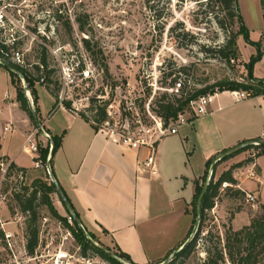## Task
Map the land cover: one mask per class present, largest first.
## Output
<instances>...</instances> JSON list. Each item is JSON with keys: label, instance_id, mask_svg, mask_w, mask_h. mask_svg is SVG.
<instances>
[{"label": "rangeland", "instance_id": "obj_1", "mask_svg": "<svg viewBox=\"0 0 264 264\" xmlns=\"http://www.w3.org/2000/svg\"><path fill=\"white\" fill-rule=\"evenodd\" d=\"M10 3H15L24 10L27 17L34 19L33 21L29 19L31 27L38 26L37 20H42L49 26L55 27L54 36L57 44H71L69 50L83 51L90 56L101 76L97 85L94 86L93 93L89 92L88 95L97 93L105 96L107 102L113 101L115 96H118L117 101H124L125 96H130L138 99L140 105H144L153 95V89L148 83L152 82L154 77H159L164 87H169L174 78L181 79L183 86L192 90L216 86L225 79L245 84V81L249 79L247 64L258 54L257 48L245 39L244 32H241L237 21L233 23L228 19L215 0H67L66 3L64 0H27L26 3L23 0H11ZM239 6L250 40L260 43L264 56L262 0H239ZM58 7L62 10H71V18L74 22L72 20L69 22L71 21L72 30L65 24L66 19L57 26L51 18L47 17L46 13H54ZM13 10L14 8L11 9L10 15ZM77 17L85 22L83 32L78 28ZM232 34H236L237 37L238 58L228 63L220 56L219 49L227 43ZM1 37L0 35V39ZM85 40L90 42L92 51L86 49ZM39 43L40 41L37 40L28 41L23 46L26 60L30 64L28 72L36 73L34 67L42 54ZM48 61L49 70L53 71L51 79L56 83L58 82V64L49 55ZM252 75L254 80H264L260 79V77L264 78V60L254 64ZM22 86L24 88L23 81ZM45 89L40 88L39 94L42 107L49 109L54 97ZM14 93L15 86L12 84L11 75L0 65V101L8 103V98H13ZM216 93H221L219 88L213 89L210 94ZM241 93L249 94L245 91ZM165 95L168 97L163 100ZM175 97L177 96L158 91L154 99L156 102L154 110H158L160 104L174 100ZM231 99V96L226 98L227 101ZM257 100L260 99L252 98L245 102H257ZM27 114L29 116L28 112ZM197 119L198 117H195L192 121ZM39 136L47 140L42 133ZM163 144L166 147L173 146V149L169 156L166 153L167 155L162 158L164 176L154 187L153 199L158 200L157 203L160 202L162 193L171 187L170 182H175L173 186L185 184L184 193L187 196L192 194L193 189L191 182L185 183L184 176H188L189 179L193 177L189 176V156L180 147L178 136H167ZM247 151L249 153L246 156H253L257 152L252 149ZM224 163L225 161H222L217 165L211 178L212 182L216 183L221 174L226 171ZM262 166L264 167V159ZM157 167L158 169L161 167L159 163ZM36 178L51 182L47 169L43 168L32 173L24 185L30 187ZM208 178L209 172L198 180L196 185L204 188ZM21 187L16 178L12 183L7 184L5 189L8 197L2 220L13 222L7 227L19 234L17 246L23 250V245L27 243L28 214H22L14 200V194L21 192ZM234 188L239 189L228 183L221 186L214 199L213 209L207 211L203 219L201 217L199 219L196 237L201 231L208 232L205 242L201 245L196 243L195 250L182 257L177 264H204L209 256L215 258L218 252H223L225 258L220 264H241L238 253L240 248L235 241L231 242L234 262L226 253L227 232L239 231L250 225L253 218L262 216L263 209L257 197H254V201H248L247 197L245 199L232 197L231 189ZM248 188H255L254 183H250ZM247 193L254 195L251 192ZM262 195L264 202V189ZM51 197L60 215L68 218L69 215L64 207H59L60 200L57 193H53ZM163 204L164 211H168L166 200ZM196 204L197 200L193 198L186 211L187 219L183 216L180 218L175 216L176 213L165 216L161 237L156 240L160 241L159 251L165 250L166 247L182 239L185 223L190 229L188 239L192 237L197 222ZM39 212L37 229L39 238H42L39 241L42 245L41 256L37 261L29 264H112L92 251H87L86 256L83 255L69 228L52 217L46 207H42ZM182 214H184L183 210ZM45 217L48 218V222L44 225ZM69 222L73 225L70 220ZM86 235L89 237L88 232ZM95 236L98 241L95 243L100 247L117 251L109 240L102 237L103 234ZM62 255L65 257L61 258ZM262 258H259L256 264H264Z\"/></svg>", "mask_w": 264, "mask_h": 264}, {"label": "crops", "instance_id": "obj_2", "mask_svg": "<svg viewBox=\"0 0 264 264\" xmlns=\"http://www.w3.org/2000/svg\"><path fill=\"white\" fill-rule=\"evenodd\" d=\"M36 88L41 122L46 133L50 137L63 136L62 145L53 156L51 169L79 214L83 227L88 233L97 236L103 234L102 237L128 254L137 264L163 262L188 240L190 229L185 223L180 241L160 251V241H156L161 237L165 216L176 213L175 216L187 219L186 211L193 201L196 183L205 176L206 164L210 159L243 142L264 140V97L237 100L231 92L218 93L209 106L208 113L194 122L193 118L189 119V123L182 126L176 135L181 143L180 147L189 156V176L192 175L193 178H184L186 184H193L192 194L187 196L184 193L185 184L173 186L175 182H170L171 187L162 193L160 202L157 203L158 200L153 199L154 187L164 176L162 158L172 153L173 146H164V139L159 143L157 166L159 163L161 167L158 169V176H152L141 169L147 155L146 150L124 148L116 138L98 131L88 120L67 109L56 108L52 111L55 98L51 108L44 109L39 89L45 87ZM28 94L29 103L34 106L30 91ZM229 96L232 99L227 101ZM252 98L260 100L245 102ZM8 100V103L0 101V158L22 169L20 172L29 179L32 173L40 169L34 168L36 155L23 151V145L29 135L36 133L37 126L17 101L16 88L14 97H9ZM7 127L8 130H5ZM35 141L39 144L40 156L41 147H47L49 142L39 134L35 135ZM248 153L249 151H244L226 160L224 170L227 171L248 157L253 158V162L234 171V178L240 190L254 193L264 205V155L246 156ZM250 183H254L255 188L249 189ZM165 200L168 211L163 209ZM59 203V207L63 206L68 213L61 200Z\"/></svg>", "mask_w": 264, "mask_h": 264}, {"label": "built area", "instance_id": "obj_3", "mask_svg": "<svg viewBox=\"0 0 264 264\" xmlns=\"http://www.w3.org/2000/svg\"><path fill=\"white\" fill-rule=\"evenodd\" d=\"M10 2L11 0H0V31L2 36L0 44L9 49L8 51H1L0 64L3 62L13 63L28 71L30 64L26 60L23 46L28 41H40L39 46L46 49L47 54L58 64L59 92L56 108L67 109L79 117L84 116L98 131L116 138L118 144L124 148L146 150L147 155L141 164V169L149 172L152 176H158L157 150L159 143L169 135H177L181 127L189 123V119L206 115L209 106L214 102L218 93L192 99L189 102L190 114H180L176 119H171L168 124L162 116L155 112L154 103L156 102L154 99L158 91H164L180 98L183 91L181 79L172 86L164 87L159 81V77L152 78V82H149L148 85L152 87L153 95L144 105H140L138 99H133L130 96H125L124 101H117L118 96H115L113 101L107 102L105 96L97 93L88 95L89 92L93 93L94 86L97 85L101 76L94 67L90 56L83 51L69 50L71 44H57L54 36L55 27L49 26L42 20H37L38 26L31 27L30 16L27 17L21 7ZM23 2L26 3L27 0H23ZM66 2L67 0H64V3ZM12 8L14 10L10 15ZM46 15L57 26L65 19L72 20L71 10H62L60 7L56 8L54 13L48 12ZM116 93L118 94L117 90ZM231 93L237 100L251 97L250 94L246 95L238 91ZM99 107L104 110L103 117L98 114ZM5 130H8V127ZM36 134H41L38 128L36 133L27 137L23 151L36 155L34 159L35 169L45 168L49 171L48 160L45 163L38 156L39 147L35 141ZM45 134L49 136L46 131ZM11 165V162L0 160V264H29L39 259L42 245L38 243L34 254L28 253L27 243L23 245V250H20L17 246L19 234L7 228L13 222L2 220V213L8 197V192L5 189L7 184L12 183L15 178L20 185H24L26 181L25 174L16 172V170L12 171ZM246 197L248 201L255 199V196L250 193H246ZM69 220L73 223L71 216L68 217ZM47 222L48 218L45 217L44 225ZM207 233L206 231L199 233L196 237L198 245L205 242ZM41 239L40 237L39 241Z\"/></svg>", "mask_w": 264, "mask_h": 264}, {"label": "trees", "instance_id": "obj_4", "mask_svg": "<svg viewBox=\"0 0 264 264\" xmlns=\"http://www.w3.org/2000/svg\"><path fill=\"white\" fill-rule=\"evenodd\" d=\"M217 1L218 5L222 8V10L226 13V16L228 19H230L233 23L235 20L239 24L241 32H244V37L250 43V45L254 46L258 50L257 56L253 57L251 62L247 64V71H248V76L249 79L245 81V84H240L237 83L236 81H231L230 79H225L219 82L216 86H208L205 88L201 89H190L187 86H183V91H182V96L180 98L175 97L174 100H168L165 103L163 102L160 104L158 110H155V112L162 116L166 122V124L169 123L171 119H176L178 115L180 114H185L188 115L190 114V108H189V102L192 99H196L200 96L203 95H208L211 93V91L215 88H219L220 92H226V91H231V92H248L251 97H258V96H263L264 97V80H254L255 78L252 75V70L254 64L257 62L261 61L263 58L262 54V49L260 47L259 42H252L249 37V31L246 28L244 18L241 14L240 11V6H239V0H215ZM262 4L264 6L263 0ZM57 15L58 12H56ZM78 28L81 32L84 31L85 29V22L80 18L77 17L76 19ZM65 24L68 26L70 30H72V26L69 22V20L65 21ZM222 27L223 24H222ZM1 35V31H0ZM85 47L87 50L92 51L91 44L88 40H85ZM42 50L41 56L38 58V62L35 65L34 69L36 70V73L34 72H28L23 69H21L19 66L16 64L10 63L13 66L17 67L23 76L27 80L28 84V90L30 91V94L32 96L33 104H34V110L36 114L39 116V119L41 121L40 117V106H39V95L38 91L36 88V85L43 86L47 89V91L55 98L57 99L58 92H59V86L58 82H54L51 77H52V72L49 70V61H48V54L46 49L40 47ZM8 51L9 49L6 46H3L0 44V55L1 51ZM219 54L220 56L226 60L228 63H230L232 60L238 58V48H237V37L236 34H232L229 40L227 41L226 44L220 47L219 49ZM5 70H7L2 64H0ZM12 79V83L15 86L17 90V101L20 103L21 107L29 113V116L32 120V122L36 125L34 116L31 110V106L29 103L28 98L25 95V90L22 86V80L13 72L7 70ZM177 78H174V80L171 82V86L174 85L177 82ZM167 95L163 97V100L167 99ZM57 107V104L55 103L52 111H54ZM69 108V106H67ZM98 114L103 117L104 116V110L103 108H98ZM83 118H85L83 116ZM86 119V118H85ZM87 120V119H86ZM62 137L63 136H53L51 137L54 142H55V150L54 154L57 152V150L61 147L62 145ZM50 149L51 145L48 143L47 147L40 149V157L41 160L44 161L45 163L47 162L49 155H50ZM256 150V157H260L264 155V146L259 145V146H251L241 152H238L232 156L226 157L219 161L216 164L215 170L217 168V165L222 162L226 161L244 151L247 150ZM0 150H1V138H0ZM54 156V155H53ZM2 158H0L1 160ZM213 159H210L207 164H206V173L205 176L208 174L210 171V166L212 163ZM253 158H248L245 161L233 165L230 169L225 171L224 173L221 174L219 177L218 181L215 182H210L208 190L206 192V195L203 200L202 204V210L200 213L201 219H203L206 215L207 211H210L213 209L215 202L214 199L217 197L219 190L223 184H231L233 187L238 185L237 180L234 178V171L240 167H243L244 165H247L251 162H253ZM53 161V157L51 159V164ZM11 170H16V172L22 171V169L16 167L15 165H11ZM214 170V172H215ZM204 176V177H205ZM26 185V184H25ZM21 185L22 190L21 192L15 193L14 194V200L17 202L19 210L22 214H28V219H27V251L29 254H34L38 243H39V232L37 229V221L39 219V211L42 207H46L51 214L52 217L58 219L60 222H62L67 228L71 230L73 233L74 237L76 238L81 251L83 255H87V251H92L96 255H99L106 261L112 263V264H125L124 262H127L129 264H137L132 261L131 257L123 252L121 249L117 248V251H112L109 248H105L109 251H112L114 255L120 259H116L113 257H110L103 252H101L94 244L90 241V239L93 242H98L96 240V236L93 233H88L89 237L80 229V227L76 224L74 221V218L70 215L69 211L68 214L69 216L72 217L73 219V225H71L68 221L67 217H63L60 215L58 212L57 208L54 205V202L52 200L51 195L53 193H56V189L52 181L50 183L45 182L41 178H36L33 183L31 184L30 187ZM203 191V187H199L196 185V192L194 195V199L197 200L199 196L201 195ZM232 191V197L236 199H245L246 198V193L240 189H231ZM263 209V214L262 216H258L253 218L251 221L250 225L245 226L243 229L239 231H233L230 230L227 232L226 236V253L229 255V258L232 262H234V257L232 255V246L231 242L235 241L238 246H239V251L238 253L240 254V263L241 264H256L258 262V259L263 257L264 259V205H262ZM197 210V204L195 207V211ZM79 216V214H78ZM80 217V216H79ZM106 233V232H105ZM196 243L197 240L194 239L185 249L180 251L173 259L171 262L168 264H177V262L184 256L189 255L191 252H193L196 248ZM182 247V246H180ZM179 247V248H180ZM217 256L215 258H212L209 256V258L204 262V264H220L224 261V253L223 252H218L216 254ZM124 261V262H123ZM165 261V260H164ZM163 261V262H164ZM162 262L158 263L161 264ZM153 264V263H150Z\"/></svg>", "mask_w": 264, "mask_h": 264}, {"label": "water", "instance_id": "obj_5", "mask_svg": "<svg viewBox=\"0 0 264 264\" xmlns=\"http://www.w3.org/2000/svg\"><path fill=\"white\" fill-rule=\"evenodd\" d=\"M2 65L9 71L13 72L14 74H16L23 82H24V90H25V95L26 97L29 99V91H28V84H27V80L26 78L23 76V74L21 73V71L13 66L12 64L10 63H7V62H3ZM31 104V102H30ZM31 110H32V113H33V116H34V120H35V123H36V126L37 128L39 129V131L45 135V137L47 138L48 142L50 143L51 145V149H50V155H49V158H48V164H49V176L51 178V181L52 183L54 184L55 186V189H56V193L58 195V197L60 198L62 204L66 207V209L69 211L70 215L74 218V221L76 222V224L80 227V229L85 233L87 234L85 228L83 227L82 225V222H81V219L80 217L78 216L76 210L74 209L73 205L71 204L69 198L67 197V195L65 194L61 184L59 183V181L57 180L56 176L54 175L52 169H51V159L54 155V150H55V142L54 140L48 136L47 134H45V130L43 128V123L40 121L39 119V116L36 114L35 110H34V107L33 105L31 104ZM259 145H262L264 146V140H261V139H256V140H249V141H246V142H243L241 144H239L238 146L230 149V150H227L225 152H222L220 153L219 155L215 156V158H213L212 160V163H211V166H210V171H209V178H208V181H207V184L205 185V187L203 188V191L201 193V195L199 196V199H198V203H197V210H196V214H197V222H196V225H195V231H194V234L192 235L191 238H189L183 245L182 247L178 248L177 250H175L171 256H169L164 262H162L161 264H168L180 251H182L183 249H185L194 239H196V234H197V231H198V227H199V222H200V213H201V210H202V204H203V200H204V197L206 195V192L208 190V187H209V184H210V181H211V178H212V175L214 173V170H215V167H216V164L221 161L222 159L226 158V157H229V156H232L238 152H241L251 146H259ZM90 241L94 244V246H96L101 252H103L104 254L110 256V257H113V258H116L118 259L114 253L112 251H109L103 247H100L98 244H96L95 242H93L91 239ZM120 260V259H118ZM124 262V261H123ZM125 264H129L127 262H124Z\"/></svg>", "mask_w": 264, "mask_h": 264}, {"label": "bare ground", "instance_id": "obj_6", "mask_svg": "<svg viewBox=\"0 0 264 264\" xmlns=\"http://www.w3.org/2000/svg\"><path fill=\"white\" fill-rule=\"evenodd\" d=\"M65 257V255H62L61 258Z\"/></svg>", "mask_w": 264, "mask_h": 264}]
</instances>
